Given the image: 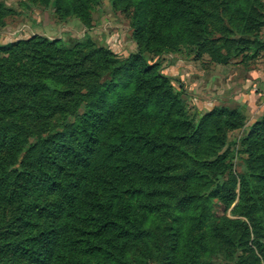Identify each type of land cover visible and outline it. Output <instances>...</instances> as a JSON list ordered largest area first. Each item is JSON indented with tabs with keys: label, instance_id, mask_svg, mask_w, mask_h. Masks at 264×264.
Here are the masks:
<instances>
[{
	"label": "trees",
	"instance_id": "16d2710c",
	"mask_svg": "<svg viewBox=\"0 0 264 264\" xmlns=\"http://www.w3.org/2000/svg\"><path fill=\"white\" fill-rule=\"evenodd\" d=\"M95 1L64 0L57 11L83 19ZM122 5L132 11L137 43L122 61L90 42L0 45V264H134L136 250V264H199L220 254L237 255L234 264H264L246 247L247 224L220 215L234 199L216 152L228 121L214 111L191 128L181 92L144 56L177 43H198L218 64L264 51L259 0ZM214 31L221 38L212 39ZM250 137L251 177L235 210L259 234L264 119Z\"/></svg>",
	"mask_w": 264,
	"mask_h": 264
},
{
	"label": "rangeland",
	"instance_id": "374dc122",
	"mask_svg": "<svg viewBox=\"0 0 264 264\" xmlns=\"http://www.w3.org/2000/svg\"><path fill=\"white\" fill-rule=\"evenodd\" d=\"M259 2L264 14V0ZM63 4L64 0H0V45L41 38L59 41L68 49L90 42L96 49L109 51L119 61L137 53L132 11L122 5V0L117 6L112 0H96L82 20L73 14L67 15L66 10L57 11V6ZM76 4L78 7L81 2ZM233 35L234 39L243 38L237 33ZM257 35L264 42V27ZM211 38L219 39L221 36L214 31ZM244 38L253 40V37ZM177 44L158 55L150 52L144 56L169 78L175 92H181L185 118L190 121L191 128H196L202 117L214 111L224 115L220 120L228 121L221 129L223 143L216 152L225 158L228 165L224 178L232 188L234 199L226 212L221 211L220 215L230 221L247 224L250 236L246 247L262 261L264 255H260L259 247L253 242H260L264 252V218L259 217L264 208L255 213L258 214L259 234L250 220L241 215L243 209L237 211L235 208L244 196L243 182L251 177L246 164L251 148L248 149L245 140L251 138L253 126L264 119V51L257 54L245 51L232 57L228 64H218L198 49V43ZM231 114L234 115L232 118ZM186 134L190 136L191 131ZM21 158L22 155L19 161ZM18 162H14L15 169L21 168ZM213 210H221L217 200H214ZM139 254V250L134 252V264ZM244 256L250 258V254ZM236 257L227 260L223 254L218 257L205 255L199 264H234ZM144 264H158V261L149 258Z\"/></svg>",
	"mask_w": 264,
	"mask_h": 264
}]
</instances>
